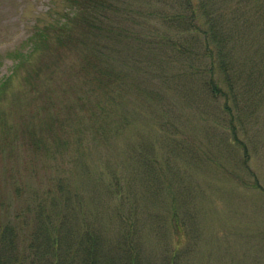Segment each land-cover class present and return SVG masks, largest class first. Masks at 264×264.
<instances>
[{
    "label": "rangeland",
    "instance_id": "1",
    "mask_svg": "<svg viewBox=\"0 0 264 264\" xmlns=\"http://www.w3.org/2000/svg\"><path fill=\"white\" fill-rule=\"evenodd\" d=\"M169 1L89 35L69 0H0L3 264H34L38 245L71 264H88L80 245L90 264H264V66L244 89L238 59L231 96L195 69L202 37L160 22Z\"/></svg>",
    "mask_w": 264,
    "mask_h": 264
},
{
    "label": "trees",
    "instance_id": "2",
    "mask_svg": "<svg viewBox=\"0 0 264 264\" xmlns=\"http://www.w3.org/2000/svg\"><path fill=\"white\" fill-rule=\"evenodd\" d=\"M134 1L136 0L132 2L131 0H69L72 12L70 15L67 14L66 19L70 20V16L78 15V24L85 28L89 35H95V30L111 33L112 29H116L125 32V29H121L119 25L121 21H127L128 13L136 11L133 8ZM159 1L170 2L169 0ZM171 1H175L178 9H175V13L170 16L163 14L159 20L164 25L173 23L172 25L175 27L184 30L183 35L194 37V40L202 37L204 52L200 56L206 59V64L201 69L198 67L195 69L202 70V72L210 74L211 77H214L216 73L225 74V81L230 85L228 92L233 96L235 93L232 88L235 82L231 80V76L233 78L235 76L238 59H244V64L250 67L249 73L251 74L248 77L249 80H246L247 83L242 84L244 89H247L253 76L258 73L257 66H264V0ZM129 21L134 26L136 25L134 20L130 19ZM181 51L184 56L190 52L185 47ZM96 62L92 65V61L90 63L87 61V66L95 70L98 77L97 82L101 88H112L118 78L121 80L122 76H119V73H115L112 77L108 76L109 69L105 68L104 59L97 58ZM208 85L213 93L218 94L220 88L213 78L210 79ZM228 92H225V95H228ZM40 216L42 218L44 213L41 212ZM45 238V240L50 239L47 234ZM52 240H49L50 245H53V248L54 246L60 248L57 246L58 240ZM42 244L40 246L44 247ZM82 248L87 252L85 256V259L88 260L87 263L90 264V261L95 263L93 248L80 245L79 249L82 250ZM64 250L68 253L70 246L66 245ZM39 251L38 245L35 261L33 260L34 264H71L68 258L62 260L57 255L59 250L43 253V258ZM44 256L46 260L40 262L44 260ZM65 256L67 257L66 253ZM125 259H127L126 256ZM125 259L119 260L121 264H128ZM0 264H3L1 260ZM170 264L173 263L170 262Z\"/></svg>",
    "mask_w": 264,
    "mask_h": 264
}]
</instances>
